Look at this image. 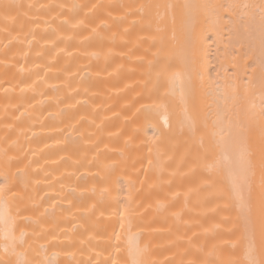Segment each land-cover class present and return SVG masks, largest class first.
I'll list each match as a JSON object with an SVG mask.
<instances>
[{"label":"bare ground","instance_id":"6f19581e","mask_svg":"<svg viewBox=\"0 0 264 264\" xmlns=\"http://www.w3.org/2000/svg\"><path fill=\"white\" fill-rule=\"evenodd\" d=\"M0 264H264V0H0Z\"/></svg>","mask_w":264,"mask_h":264}]
</instances>
